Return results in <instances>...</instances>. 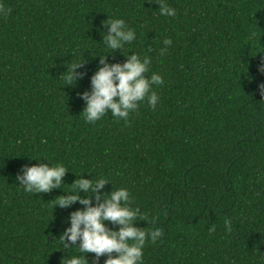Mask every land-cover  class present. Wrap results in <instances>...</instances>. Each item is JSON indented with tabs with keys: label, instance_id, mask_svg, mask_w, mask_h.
I'll list each match as a JSON object with an SVG mask.
<instances>
[{
	"label": "trees",
	"instance_id": "1",
	"mask_svg": "<svg viewBox=\"0 0 264 264\" xmlns=\"http://www.w3.org/2000/svg\"><path fill=\"white\" fill-rule=\"evenodd\" d=\"M165 2L174 16L159 15L156 0H0V264H61L76 253L59 236L82 206L53 209V200L81 174L103 175L105 193L127 188L146 217L136 226L151 230L155 219L162 229L142 264H264V0ZM107 16L136 33L110 54ZM131 52L163 78L156 108L143 101L127 121L85 122L78 93L90 90L98 56L122 64ZM81 60L86 75L66 86V66ZM35 160L64 164L68 185L17 187Z\"/></svg>",
	"mask_w": 264,
	"mask_h": 264
},
{
	"label": "clouds",
	"instance_id": "2",
	"mask_svg": "<svg viewBox=\"0 0 264 264\" xmlns=\"http://www.w3.org/2000/svg\"><path fill=\"white\" fill-rule=\"evenodd\" d=\"M156 4L159 15H175V9L165 0H156ZM101 24L107 29L100 33L101 44L109 50V54L121 50L125 44L136 39L135 31L123 19L108 17ZM163 45L161 55L167 52L171 39H164ZM98 57L99 67L89 78L90 90L78 93L84 102L81 114L85 122L95 123L106 113L127 121L129 114L135 112L143 101L150 108H156L159 97L153 87L161 85L163 78L156 72L146 75L151 63L147 55L140 56L131 52V55L125 56L122 64L109 63L107 55ZM83 64L81 60L66 66L63 73L66 86L74 87L78 80L84 78L86 73L78 71ZM257 71L264 74V59L257 66ZM257 87L261 97H264V83ZM67 173L69 171L62 163L37 161L32 166H22L15 177L16 186L26 193L34 194L49 193L56 189L62 191V185H68L64 182ZM74 176L76 179L62 191L63 194L53 200V209H68L77 203L82 206L69 213L67 223L70 226L59 236L63 249H76L72 256L63 257L61 264H89L86 259L88 253L94 254L91 264H99L101 256L106 257L104 264H142L145 243H155L163 236L162 229L155 226V219L150 221L154 225L151 230L137 227V218L145 222L146 217L139 207L132 206L127 188L113 190L111 187V191L105 193L103 189L110 183L103 175L96 179H85L82 174ZM108 224L113 227H108ZM224 229L226 232L232 231L231 222L227 218L224 220ZM214 231L215 226L209 227V232Z\"/></svg>",
	"mask_w": 264,
	"mask_h": 264
}]
</instances>
